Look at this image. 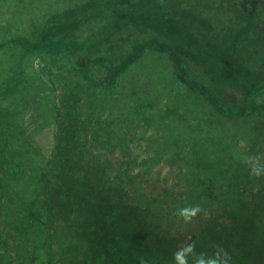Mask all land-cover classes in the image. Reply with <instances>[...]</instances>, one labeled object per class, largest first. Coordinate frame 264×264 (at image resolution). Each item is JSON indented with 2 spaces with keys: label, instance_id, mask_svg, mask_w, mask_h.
Wrapping results in <instances>:
<instances>
[{
  "label": "trees",
  "instance_id": "trees-1",
  "mask_svg": "<svg viewBox=\"0 0 264 264\" xmlns=\"http://www.w3.org/2000/svg\"><path fill=\"white\" fill-rule=\"evenodd\" d=\"M60 4L43 7L42 27L18 38L24 60L34 55L33 71L18 70V98L34 96L31 81L51 82L47 154L23 112L0 107V264H174L188 243L228 264H264V176L241 159L264 164V0ZM141 44L167 58L178 90L207 98L217 121L240 124L201 133L219 152L209 183L146 191L114 122L92 106ZM187 206L203 209L190 223L175 215Z\"/></svg>",
  "mask_w": 264,
  "mask_h": 264
},
{
  "label": "rangeland",
  "instance_id": "rangeland-1",
  "mask_svg": "<svg viewBox=\"0 0 264 264\" xmlns=\"http://www.w3.org/2000/svg\"><path fill=\"white\" fill-rule=\"evenodd\" d=\"M75 1L0 0V107L11 106L17 118L18 112H23L25 126L32 129L33 146L46 154L54 134L51 124L54 114L49 98L51 82L46 77L43 81H31L34 96L18 98V76L21 75L18 70L22 67L25 72L31 71L28 60L34 56L24 60L18 38L30 36L29 32L42 27L44 18L40 12L43 7L51 9L57 3H61L60 8L69 7ZM136 53L117 84L100 92L92 106L98 107L102 116L114 122L126 155L134 160L133 166L140 167L134 170L135 180L146 191L161 194L166 187L191 184L192 179L198 181L194 187L198 183H209L212 167L216 165L210 158L211 152L214 158L219 152H215L213 146L200 143L201 133L207 135L211 130L237 132L239 122L236 119L226 124L217 121L207 98H202L197 91L178 90L169 61L158 51L141 44ZM34 64L40 67L37 60ZM10 82L16 88L3 93ZM18 103L22 106L18 107ZM198 157L203 159V165H195ZM189 167H193V171ZM42 253H38V258L43 259Z\"/></svg>",
  "mask_w": 264,
  "mask_h": 264
},
{
  "label": "clouds",
  "instance_id": "clouds-1",
  "mask_svg": "<svg viewBox=\"0 0 264 264\" xmlns=\"http://www.w3.org/2000/svg\"><path fill=\"white\" fill-rule=\"evenodd\" d=\"M242 162L249 168V173L255 177L264 176V164H261L259 157L244 156ZM203 211L199 206H187L177 210L175 215L181 218L185 223H190L193 218ZM192 258L194 264H228L226 254L222 252H197L194 243H188L179 247L173 253L174 264H189V259Z\"/></svg>",
  "mask_w": 264,
  "mask_h": 264
}]
</instances>
